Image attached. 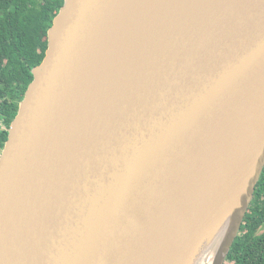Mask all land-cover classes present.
Returning <instances> with one entry per match:
<instances>
[{
  "label": "water",
  "instance_id": "95a60500",
  "mask_svg": "<svg viewBox=\"0 0 264 264\" xmlns=\"http://www.w3.org/2000/svg\"><path fill=\"white\" fill-rule=\"evenodd\" d=\"M0 153V264H224L264 171V0H64Z\"/></svg>",
  "mask_w": 264,
  "mask_h": 264
},
{
  "label": "trees",
  "instance_id": "16d2710c",
  "mask_svg": "<svg viewBox=\"0 0 264 264\" xmlns=\"http://www.w3.org/2000/svg\"><path fill=\"white\" fill-rule=\"evenodd\" d=\"M64 0H0V153ZM224 264H264V171Z\"/></svg>",
  "mask_w": 264,
  "mask_h": 264
},
{
  "label": "bare ground",
  "instance_id": "6f19581e",
  "mask_svg": "<svg viewBox=\"0 0 264 264\" xmlns=\"http://www.w3.org/2000/svg\"><path fill=\"white\" fill-rule=\"evenodd\" d=\"M241 189H242V185H238L228 193L222 206L219 208V210L214 214V216L207 224L204 233L199 238L198 243L196 245L198 252L203 253L202 256L200 257L198 264L202 263L203 257L207 254L208 249H206L207 248L206 242L211 237H213L215 233H218L232 218L241 193L240 191Z\"/></svg>",
  "mask_w": 264,
  "mask_h": 264
},
{
  "label": "built area",
  "instance_id": "2783aa9c",
  "mask_svg": "<svg viewBox=\"0 0 264 264\" xmlns=\"http://www.w3.org/2000/svg\"><path fill=\"white\" fill-rule=\"evenodd\" d=\"M1 121H2V120L0 119V123H1Z\"/></svg>",
  "mask_w": 264,
  "mask_h": 264
}]
</instances>
